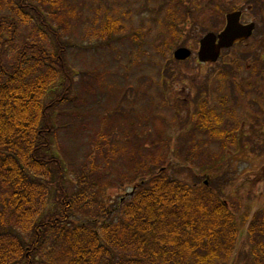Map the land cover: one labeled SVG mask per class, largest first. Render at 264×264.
Listing matches in <instances>:
<instances>
[{
	"label": "rangeland",
	"instance_id": "1",
	"mask_svg": "<svg viewBox=\"0 0 264 264\" xmlns=\"http://www.w3.org/2000/svg\"><path fill=\"white\" fill-rule=\"evenodd\" d=\"M61 4L60 19L56 13L47 18L69 45L73 95L56 112L53 139L55 152L66 157L69 189L80 173L90 171L91 162H97L98 170L103 168L104 155L112 149L117 155L110 152L103 192L110 209L121 213L133 186L109 182L117 180V169L129 156L128 150L119 156V149L127 148L130 124L139 134L146 127L148 132L161 129L171 150L169 175L191 184L210 181L214 189L222 190L224 202L233 207L242 225L249 219L225 264H256L257 257L264 264L262 250L248 234L253 217L264 218V0H63ZM234 11L244 13V23L257 24L253 38L223 52L216 64L199 63L201 38L221 33L226 16ZM185 13L192 15L188 23L181 17ZM110 22L115 27L106 34L104 27ZM26 41L51 45L35 23L22 24L6 57L12 61ZM180 48L193 52L189 61L174 60ZM204 101L210 108L224 105L230 112L223 128L234 143H228L225 151L221 140H210L196 126ZM115 117L121 121L113 126ZM203 163L208 165L202 167ZM204 169L211 170L209 180ZM93 177L95 183L90 171L89 185ZM41 185L44 202L51 205L55 188L46 182ZM122 199L124 204L119 205ZM76 219L87 220L81 214Z\"/></svg>",
	"mask_w": 264,
	"mask_h": 264
},
{
	"label": "trees",
	"instance_id": "2",
	"mask_svg": "<svg viewBox=\"0 0 264 264\" xmlns=\"http://www.w3.org/2000/svg\"><path fill=\"white\" fill-rule=\"evenodd\" d=\"M62 2L0 0V264H225L249 219L242 225L210 181L191 184L169 175L171 150L161 129L146 127L139 134L130 124L127 148L119 149V156L126 150L129 156L117 169V180L109 182L133 186L129 200L119 203L126 204L121 213L110 209L103 192L112 149L103 168L91 162L95 183L93 177L89 185L85 170L69 189L66 157L53 146L56 112L73 95L69 45L47 18L56 13L60 19ZM181 17L188 23L192 15ZM29 23L51 45L26 41L10 61L6 55L14 36ZM110 23L106 34L115 27ZM223 106L200 103L195 123L210 140H221L225 151L234 141L223 128L230 113ZM119 121L113 118V126ZM203 175L209 180L211 170ZM43 182L55 188L51 205L42 197ZM79 214L87 220L76 219ZM248 234L264 254V218L256 214Z\"/></svg>",
	"mask_w": 264,
	"mask_h": 264
},
{
	"label": "water",
	"instance_id": "3",
	"mask_svg": "<svg viewBox=\"0 0 264 264\" xmlns=\"http://www.w3.org/2000/svg\"><path fill=\"white\" fill-rule=\"evenodd\" d=\"M241 17V12L227 15V26L221 34L209 33L201 39L198 53L200 63H217L223 50H229L233 46L248 40L253 35L256 28L255 24L243 25ZM191 56L192 51L187 48H180L174 53L175 60L179 62L187 61Z\"/></svg>",
	"mask_w": 264,
	"mask_h": 264
},
{
	"label": "flooded vegetation",
	"instance_id": "4",
	"mask_svg": "<svg viewBox=\"0 0 264 264\" xmlns=\"http://www.w3.org/2000/svg\"><path fill=\"white\" fill-rule=\"evenodd\" d=\"M243 18H244V13H242V17H241V22L243 23V24H247V23H244L243 22ZM256 24V23H255ZM256 26H257V24H256ZM256 29H257V27H256ZM252 38H250L248 41H250ZM248 41H246V42H244L242 45H244L245 43H247Z\"/></svg>",
	"mask_w": 264,
	"mask_h": 264
}]
</instances>
